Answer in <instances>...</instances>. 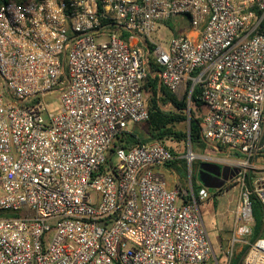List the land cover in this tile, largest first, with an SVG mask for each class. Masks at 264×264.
Masks as SVG:
<instances>
[{"label":"built area","instance_id":"obj_1","mask_svg":"<svg viewBox=\"0 0 264 264\" xmlns=\"http://www.w3.org/2000/svg\"><path fill=\"white\" fill-rule=\"evenodd\" d=\"M178 17L186 29L163 42ZM150 58L175 96L198 90L205 145L241 165L264 155V0L0 4V264H220L192 187L168 188L157 169L176 157L158 142L113 146L148 119ZM240 168L234 232L247 235L264 173ZM240 264H264V238Z\"/></svg>","mask_w":264,"mask_h":264},{"label":"trees","instance_id":"obj_2","mask_svg":"<svg viewBox=\"0 0 264 264\" xmlns=\"http://www.w3.org/2000/svg\"><path fill=\"white\" fill-rule=\"evenodd\" d=\"M6 1L8 0H0V4ZM170 21H172V19L164 22V25L170 30L172 36H176L178 33H175V31L171 29V25L169 24ZM177 23L178 22H176V24ZM159 72H161V69L154 60L150 58V72L146 83L143 85L144 106L148 114V119L144 122L145 130L141 132L137 127L139 124H134V128L131 131H125L115 138L113 146L129 150L136 145L152 142H158L164 145L165 142L170 141L176 144L188 143L191 148H209L204 144L201 138V123L204 114V106L197 99L198 90L194 88L187 109L185 99H177L171 91L160 83L158 76ZM164 147L176 157L174 161L165 164V168L175 172L181 181H186L185 174L187 167L185 160L181 158L183 155L175 152L172 147L166 145H164ZM113 152V149L109 150L105 164L101 167V171L106 170V164L109 163V158L113 155ZM259 158L264 159V155L259 156ZM246 183H249L247 179ZM191 185L199 205L201 201L197 198V191L202 185H198V182H193ZM210 194L208 200H211L212 208L215 209L217 205L215 200L217 193ZM188 201V199H184L185 203ZM249 202L251 204L253 223L250 228L248 240L249 243H252L258 238H264V216L261 204L253 195H249ZM198 207L200 210V205ZM247 249L248 246H245L241 252L234 254L229 264H240Z\"/></svg>","mask_w":264,"mask_h":264},{"label":"rangeland","instance_id":"obj_3","mask_svg":"<svg viewBox=\"0 0 264 264\" xmlns=\"http://www.w3.org/2000/svg\"><path fill=\"white\" fill-rule=\"evenodd\" d=\"M176 22H178L176 24ZM180 22V24H179ZM187 19L186 18H173L172 21L169 22L171 25V29L175 31V33L183 32L187 27ZM175 24V25H174ZM163 37V42H167L171 37L172 33L170 30L164 29L160 35ZM155 39V37H153ZM48 98V106L51 113H57V108L59 107V100L57 99L56 95H50ZM177 99L183 100L185 99L187 104V109L189 107V96L188 94H182L176 96ZM143 123V124H141ZM137 123L139 124L137 127L143 132L144 129V122ZM187 127V123H186ZM134 128V124L130 125L126 131H131ZM166 146L174 148V151L182 154L183 156L186 155L188 151H191L194 155V159L190 165L186 164V181H181L177 174L171 170L165 168V165L162 167L157 168L163 175L164 179L166 180V184L170 189H177L179 191H188L190 187H192V183L197 182V177L195 176L196 169L200 163L211 162L215 164H221L225 166H231L235 168H240L242 165L239 163V158L235 156H229L225 154H219L216 151H213L210 148L207 149H200L193 147L191 148L190 144H176L175 142L167 141L165 142ZM184 150V152H183ZM183 152V153H182ZM183 156H181L182 159ZM112 161L114 158L112 157ZM186 162V161H185ZM247 172L253 171L252 167L257 168L255 171L263 172L264 173V159L258 158L252 162H248L247 165ZM246 179L244 186H246ZM243 186L241 181L234 179L231 183H229L226 187L222 189V191L217 192L215 200L217 202L216 208L213 209L211 205V200H208L211 194H209L208 198L201 201L200 205V213L204 222V225L207 229L209 234L210 240L212 242L214 253L216 258L218 259L220 264H223L224 261V250L230 240L232 239L233 235L236 236L238 242L235 243L233 248V255L238 254L241 250L248 246L249 240L248 235H241L235 231V214L242 203V191ZM198 205V206H199Z\"/></svg>","mask_w":264,"mask_h":264},{"label":"water","instance_id":"obj_4","mask_svg":"<svg viewBox=\"0 0 264 264\" xmlns=\"http://www.w3.org/2000/svg\"><path fill=\"white\" fill-rule=\"evenodd\" d=\"M210 167L212 168H216L218 170V172H214L210 169ZM229 167V166H227ZM199 174H198V182L200 185H202L204 188L208 189V190H218L221 189L226 181L225 178L220 179L219 178V171H220V166L218 164L215 163H201L199 166ZM238 173V169L234 167V175ZM205 176H208L209 178L213 179V180H219L220 182L218 184H213L211 182H209Z\"/></svg>","mask_w":264,"mask_h":264},{"label":"flooded vegetation","instance_id":"obj_5","mask_svg":"<svg viewBox=\"0 0 264 264\" xmlns=\"http://www.w3.org/2000/svg\"><path fill=\"white\" fill-rule=\"evenodd\" d=\"M209 163H211V162H209ZM200 164L198 165V167L196 169V172H195V176L196 177H198V174L200 172V170H199ZM218 165L220 166V171H219L220 175H219V178L220 179L225 178L226 181H225V183H224V185H223V187L221 189H218V190H208L209 193H217V192L222 191V189L224 187H226L229 183H231L235 179V176H236V174L234 175V167H231V166L227 167V166L221 165V164H218ZM210 169L212 171H214V172H218V170L216 168L210 167ZM205 178L209 182H211L213 184H218L220 182L219 180H213V179L209 178L208 176H205ZM197 182H198V179H197Z\"/></svg>","mask_w":264,"mask_h":264},{"label":"bare ground","instance_id":"obj_6","mask_svg":"<svg viewBox=\"0 0 264 264\" xmlns=\"http://www.w3.org/2000/svg\"><path fill=\"white\" fill-rule=\"evenodd\" d=\"M243 166H246V164H243Z\"/></svg>","mask_w":264,"mask_h":264}]
</instances>
